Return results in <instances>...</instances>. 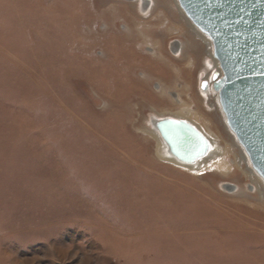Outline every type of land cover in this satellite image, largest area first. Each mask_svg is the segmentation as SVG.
<instances>
[{"label":"rangeland","instance_id":"obj_1","mask_svg":"<svg viewBox=\"0 0 264 264\" xmlns=\"http://www.w3.org/2000/svg\"><path fill=\"white\" fill-rule=\"evenodd\" d=\"M186 17L176 0H0V264H264V197ZM173 114L229 150L199 171L158 159L142 130Z\"/></svg>","mask_w":264,"mask_h":264},{"label":"water","instance_id":"obj_2","mask_svg":"<svg viewBox=\"0 0 264 264\" xmlns=\"http://www.w3.org/2000/svg\"><path fill=\"white\" fill-rule=\"evenodd\" d=\"M193 24L210 37L224 77L215 83L231 130L264 178V0H178ZM162 132L173 154L194 162L208 139L183 121Z\"/></svg>","mask_w":264,"mask_h":264},{"label":"bare ground","instance_id":"obj_3","mask_svg":"<svg viewBox=\"0 0 264 264\" xmlns=\"http://www.w3.org/2000/svg\"><path fill=\"white\" fill-rule=\"evenodd\" d=\"M176 2H177V7H178L179 11L181 12V15L185 16L186 14L181 9L178 0H176ZM186 18H188V17H186ZM193 27L196 29V32H198L197 34L198 35L200 34L199 36L205 40L207 47H208L207 54H208L209 58H211L213 63H214L212 71L209 72V74L204 79L205 80L204 81V88L208 89V92L210 93L208 96L209 99H207L210 102L208 104H210V106H213L216 108L219 107V109H221V111L224 115L225 121H226V125L234 135V138L236 140L235 146L239 150L240 157L235 156V160L233 163L237 166H241V163H244L246 165V170H247L249 176L252 177V181L254 182L253 184L256 186L257 190L259 191V194L262 197H264V178L253 167L248 153L246 152V150L244 149V147L242 146V144L238 140L236 134L229 127L225 112H224L223 107L221 105L220 92L214 86L218 80H220L221 78L224 77V72L221 68L219 60L216 57L215 58L217 60L214 58L215 55H213L214 46H213L212 40L210 39L209 36H207L206 34L201 32L200 30H197L198 28L195 25ZM213 90L217 94H215L213 92ZM173 117H175V118L174 119H164L162 121H158L157 123H155V129H153V130H149V131H147L145 129L142 130L144 133L148 134L151 138H154L157 141V152L156 153H157L158 159H160L164 162L173 163L177 166H182V167H184L188 170H191V171H199L203 168L204 165H205V167L206 166L208 167L209 165L212 166L214 164L216 158H218V156L220 154H222L223 152L225 153L229 150L230 147L228 149L221 147V145L218 143V141L216 139H214L209 134L204 132L202 130V128L198 124H196L193 120H190L187 117L181 116V114L180 115L173 114ZM171 120L172 121H183L185 123L192 125L199 132H201L208 139V142H209L207 152L204 153V155H202L200 158H198L194 162L184 161L181 158H178L177 156H175L173 154V151L171 150V147L168 144L163 132H162L163 123L167 122V121H171Z\"/></svg>","mask_w":264,"mask_h":264}]
</instances>
